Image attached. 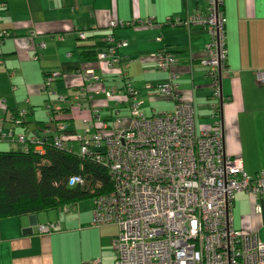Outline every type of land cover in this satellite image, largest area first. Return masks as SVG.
I'll return each instance as SVG.
<instances>
[{
	"label": "crops",
	"instance_id": "obj_1",
	"mask_svg": "<svg viewBox=\"0 0 264 264\" xmlns=\"http://www.w3.org/2000/svg\"><path fill=\"white\" fill-rule=\"evenodd\" d=\"M204 8L205 0H0V32H5L0 38V127L7 135L0 149L20 148L15 136L25 130L53 131L45 105L55 97L43 88L52 70L58 74L54 91L67 98L59 116L67 134L93 131L95 113L109 127L127 126L130 95L120 69L145 115L171 111L173 101L156 88L169 77L154 61L164 48L176 58L171 70L178 76L179 98L193 104L197 130L220 120L225 152L239 156L250 175L264 169V83L255 77L264 71V0H223L227 69L219 78L221 98L213 94L215 83L202 63L208 33L180 23ZM113 19H152L153 25L110 29ZM120 41L125 45H118V61L109 68L99 53ZM86 70L100 80L83 91ZM108 89H113L109 97ZM16 113L24 125L13 122ZM91 219L92 203L83 201L67 210L1 218L0 264H90L94 259L114 264L117 227L90 226ZM232 222L235 229L258 231L264 239V197L237 192ZM39 225L58 227L41 232Z\"/></svg>",
	"mask_w": 264,
	"mask_h": 264
},
{
	"label": "built area",
	"instance_id": "obj_2",
	"mask_svg": "<svg viewBox=\"0 0 264 264\" xmlns=\"http://www.w3.org/2000/svg\"><path fill=\"white\" fill-rule=\"evenodd\" d=\"M225 20L223 0H205L203 10L180 21L208 33L202 63L215 83L213 94L219 97V78L227 69ZM135 25L152 26L153 21L109 22L110 29ZM4 34L0 32V38ZM108 39L113 40L111 35ZM119 44L125 45V41L108 45L99 53L109 68L118 61L115 52ZM154 61L158 70L168 72V81L156 88L173 101L172 110L145 115L130 79L120 69L118 75L130 95L129 123L112 128L95 113V126H91L94 130L90 132L88 127L82 136L67 134L59 119L60 105L67 98L53 89L57 72L45 75L44 91L55 97L45 105L48 121L54 125L52 132L48 129L49 142L55 148L103 163L112 181L109 192L91 198V226L117 227L112 239L114 264H264V239L260 233L235 229L232 222L237 192L264 197V169L250 175L239 156L225 152L220 120L197 130L193 104L179 98L178 76L171 70L176 64L175 56L162 48L154 54ZM255 77L264 83L263 70L256 71ZM99 80L93 71H84L82 90H92ZM105 93L109 97L113 89ZM14 122L19 124L20 119ZM44 136L25 130L16 134L15 140L21 147L30 144L43 152ZM6 137L0 127V142ZM68 181L82 185L85 182L80 175ZM69 207L65 205L63 209ZM57 227L39 225L38 229L47 232ZM90 264L100 262L94 259Z\"/></svg>",
	"mask_w": 264,
	"mask_h": 264
},
{
	"label": "trees",
	"instance_id": "obj_3",
	"mask_svg": "<svg viewBox=\"0 0 264 264\" xmlns=\"http://www.w3.org/2000/svg\"><path fill=\"white\" fill-rule=\"evenodd\" d=\"M17 118L19 125L25 124L22 114L16 113L13 122ZM48 136L50 134L44 136L43 152L30 144L0 149V219L72 206L112 189L108 169L103 163L55 148ZM74 175L82 176L84 185L69 184V178Z\"/></svg>",
	"mask_w": 264,
	"mask_h": 264
},
{
	"label": "rangeland",
	"instance_id": "obj_4",
	"mask_svg": "<svg viewBox=\"0 0 264 264\" xmlns=\"http://www.w3.org/2000/svg\"><path fill=\"white\" fill-rule=\"evenodd\" d=\"M75 148L77 149V146L76 145H75ZM82 201L85 202V203H87V204H90L91 203V199H85V200H82ZM90 226H91V222H90Z\"/></svg>",
	"mask_w": 264,
	"mask_h": 264
},
{
	"label": "water",
	"instance_id": "obj_5",
	"mask_svg": "<svg viewBox=\"0 0 264 264\" xmlns=\"http://www.w3.org/2000/svg\"><path fill=\"white\" fill-rule=\"evenodd\" d=\"M221 98V97H220Z\"/></svg>",
	"mask_w": 264,
	"mask_h": 264
}]
</instances>
